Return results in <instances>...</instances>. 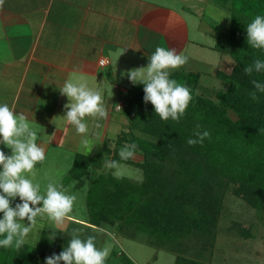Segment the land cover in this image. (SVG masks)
<instances>
[{"label": "trees", "instance_id": "obj_1", "mask_svg": "<svg viewBox=\"0 0 264 264\" xmlns=\"http://www.w3.org/2000/svg\"><path fill=\"white\" fill-rule=\"evenodd\" d=\"M237 1L238 6L229 0L232 24L213 45L234 60L230 72L216 73L222 86L213 95L205 94L199 91L202 71L170 72V78L188 87L193 97L179 122L162 120L151 102L145 103L143 83L128 88L122 107L128 131L116 137L107 134L94 155L74 154L64 178L65 185L87 186L88 224L171 251L175 264L212 263L219 214L230 189L257 210L264 228V92L253 85L254 80L264 85V70L254 68L257 59L264 61V49L249 45L246 30L257 15L264 16V0ZM249 66L251 75L245 72ZM204 131L210 137L203 144L187 143ZM132 144L142 160L121 158V149ZM106 163L135 166L143 176L134 180L116 175L114 166L107 168ZM18 202L19 197L10 198L13 208ZM240 227L243 237L255 236ZM5 238L0 235V240ZM72 239L71 232L60 228L50 235L43 231L35 245L24 242L19 249L13 239L12 246L0 247V264H42L41 258L59 255Z\"/></svg>", "mask_w": 264, "mask_h": 264}, {"label": "crops", "instance_id": "obj_2", "mask_svg": "<svg viewBox=\"0 0 264 264\" xmlns=\"http://www.w3.org/2000/svg\"><path fill=\"white\" fill-rule=\"evenodd\" d=\"M209 3L210 0H5L0 10V104H8L27 119L42 118L44 125L64 124L58 133L55 126L51 128V133H60L54 139L64 143L69 140L81 147L84 140H93V125H107L111 110L126 101L128 88L135 86L126 75L128 70L146 68L157 47L175 49L186 56L188 62L181 68L202 71L200 67L213 56L218 35L213 19H205ZM104 58L108 63L101 65ZM228 58L225 54L218 58L215 75ZM68 80L86 83L99 91L108 110L106 120L85 118V134H78L64 119V106L70 101L60 89ZM110 90H115L119 98L110 96ZM111 101L117 103L113 105ZM97 141L87 153H81L94 155ZM46 145L41 146L45 153Z\"/></svg>", "mask_w": 264, "mask_h": 264}, {"label": "clouds", "instance_id": "obj_3", "mask_svg": "<svg viewBox=\"0 0 264 264\" xmlns=\"http://www.w3.org/2000/svg\"><path fill=\"white\" fill-rule=\"evenodd\" d=\"M5 0H0V10L3 9ZM248 43L252 48L264 49V16L257 15L247 25ZM188 58L179 54L175 49L157 47L150 57V63L146 68L128 70V79L133 85L144 84V101L151 102L156 114L162 120L179 122L185 114L191 100V90L179 84L175 79L170 78V71L179 69L186 65ZM256 72L264 70V61L257 59L254 63ZM249 75L253 67L245 69ZM253 85L260 92H264V85L253 81ZM61 94L69 99L65 104L66 121L74 126L78 134H85L88 126L86 117H100L108 119V110L103 97L99 91L90 89L86 83H74L68 80L60 89ZM252 100H257L255 92L250 94ZM120 108L119 105H117ZM199 127V126H197ZM199 139L190 138L189 145L203 144L205 138L210 137L208 131L202 135L197 132ZM0 144L5 145L12 152V155L0 149V235L7 233L5 239L0 240V247H10L14 237H19L15 247L19 249L24 243V237L30 232L29 227L21 228L16 222L17 218L25 219L30 224H35V218L41 213H47L49 218L56 223H62L73 210L75 196H70L57 189L53 183L46 186V196L40 193V184L26 177L25 174L35 176V166L46 159L45 149L38 146L37 132L30 126L24 114L17 115L8 104H0ZM86 145L88 142L84 140ZM136 145L132 144L131 149L125 145L121 151L122 159L134 158ZM113 166V164H109ZM19 197L22 203L15 208L11 206L10 198ZM43 203V207H33ZM110 255V249L105 247L98 249L94 238L89 237L86 241L80 238H73L67 248L59 255L53 254L46 258V264H105Z\"/></svg>", "mask_w": 264, "mask_h": 264}, {"label": "rangeland", "instance_id": "obj_4", "mask_svg": "<svg viewBox=\"0 0 264 264\" xmlns=\"http://www.w3.org/2000/svg\"><path fill=\"white\" fill-rule=\"evenodd\" d=\"M228 2L229 0H210V3L207 5L205 19H213L211 23L214 24L218 34L229 31L232 24V12L230 3ZM234 3L236 6L239 5L237 0H234ZM217 7H219V9L221 8V11L217 9ZM209 50L211 51V49H206V51ZM212 54L213 56L211 55L212 57L207 60V64L200 67L204 72L199 87L200 92L210 95H213L212 92L214 89L222 86L220 79L215 75V70L218 66V58L222 54H220V52L218 54L216 50ZM225 55L229 58L223 60L221 68L223 71L230 72L234 65V60L228 54ZM205 59L206 58H204V60ZM108 94L116 99L117 97L119 98L115 90H110ZM120 98H123V94L120 95ZM125 102L126 101L122 102L120 108L116 106L111 110L110 122L107 125L104 123L93 125L96 127H94L93 130V140L87 141L88 143L81 147L80 145H76V143H69V140L64 143L63 141L54 139V135L59 136L60 133L56 134L55 130L51 133V128L55 126L58 133L59 129L62 130V128H64V124L55 123L52 125H44L40 122L43 121L42 118L40 120H37V118L27 119L32 129L37 132L36 143L38 146H42L46 143L48 144L46 145L48 149L45 153V161L37 163L35 166V176L25 174L26 177L31 179L33 183L40 184L39 194L41 195L46 196V186L51 182L58 190L67 195L75 196L76 199L73 203V210L62 223H56L51 220L47 213L39 214L35 218V224H30L27 218H17L16 222L21 225V228L29 227L31 229L28 235L24 237V242L35 245L40 240L43 231H46L50 235L53 233L54 229L60 228L71 232L73 238H80L86 241L89 237H93L94 243L98 249H103L105 247L109 248L110 255L106 259L105 264H175L176 258L171 251L157 249V247L144 240L130 239L117 234L116 231H110L104 227L88 224L86 222L89 217L86 202L87 186L75 188L73 183L69 185H65L64 183V178L72 165L74 154L79 151H85V153H87L86 151H89L91 146L96 144L97 139L98 148L99 142L102 141L107 134L116 137V135L120 134L121 130L128 131V125L126 123L128 120L122 113V107L125 106ZM111 103L115 105L117 101H111ZM230 115L234 118L236 117L232 111ZM97 118L98 117H96V119ZM136 132L143 136L146 135L145 132H141L140 130ZM0 139H2V137H0ZM110 143L111 148H114L116 144L115 140H111ZM0 149H2L6 155H12L11 150L5 145L0 144ZM133 159L135 161L142 160V154L135 150ZM109 164L110 163H106L107 168ZM113 166L116 175L123 174L134 180L140 179L143 176L142 171L135 168V166L123 163H117ZM0 170H2V168H0ZM20 203H22V201L19 198L18 204ZM33 207L42 208L43 203L41 202L39 205H33ZM219 217L217 242L211 264H264V228L261 226L262 221L257 210L243 198L234 194L230 189L226 192L223 208ZM234 223H238L239 226L245 227L246 230H251L255 236L243 237L238 230L239 226L230 228L234 227ZM4 235L7 236V233ZM14 239L17 240L19 237H14ZM113 251L114 253H112ZM40 260L42 264H46L45 259L41 258Z\"/></svg>", "mask_w": 264, "mask_h": 264}, {"label": "built area", "instance_id": "obj_5", "mask_svg": "<svg viewBox=\"0 0 264 264\" xmlns=\"http://www.w3.org/2000/svg\"><path fill=\"white\" fill-rule=\"evenodd\" d=\"M107 63H108V59H106V58L100 60L101 65H105Z\"/></svg>", "mask_w": 264, "mask_h": 264}]
</instances>
